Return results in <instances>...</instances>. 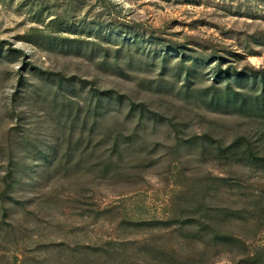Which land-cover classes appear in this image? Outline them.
I'll return each instance as SVG.
<instances>
[{
	"label": "rangeland",
	"instance_id": "1",
	"mask_svg": "<svg viewBox=\"0 0 264 264\" xmlns=\"http://www.w3.org/2000/svg\"><path fill=\"white\" fill-rule=\"evenodd\" d=\"M262 76L264 0H0V264H264Z\"/></svg>",
	"mask_w": 264,
	"mask_h": 264
},
{
	"label": "trees",
	"instance_id": "2",
	"mask_svg": "<svg viewBox=\"0 0 264 264\" xmlns=\"http://www.w3.org/2000/svg\"><path fill=\"white\" fill-rule=\"evenodd\" d=\"M261 82L264 84V76L261 77ZM227 89H230V93H227L223 98V103L226 106L240 109V110H247L249 109L251 112H256L258 114H264V103L261 101L264 99V95L260 94L258 96H255L253 99L248 94H245L244 92L235 91L231 88L230 85L226 86ZM208 89H205L204 92H208ZM262 97V98H261ZM144 107L142 108V110ZM221 152L228 153L230 155H237L240 154L243 155L244 159H254V161H264L263 157H257V156H245V151H241L240 148L236 145V143L230 144L224 148L221 149ZM239 152V153H238ZM220 241H224L227 238H218Z\"/></svg>",
	"mask_w": 264,
	"mask_h": 264
}]
</instances>
